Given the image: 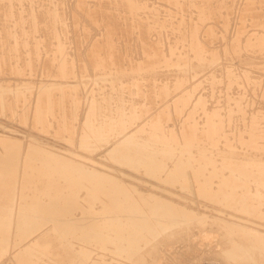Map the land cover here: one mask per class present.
<instances>
[{"label": "bare ground", "instance_id": "6f19581e", "mask_svg": "<svg viewBox=\"0 0 264 264\" xmlns=\"http://www.w3.org/2000/svg\"><path fill=\"white\" fill-rule=\"evenodd\" d=\"M41 1L38 0L39 3ZM80 1L81 3L85 2L82 0ZM103 1L104 0H97L96 3L93 0L94 4L91 5L94 6L89 5L93 7V11L86 8V13L83 15H79L80 13H78V11H80V7L78 11L75 9L77 13L75 12L76 15H72V24L75 28L78 27V31L81 30L84 35L85 28H82V26L85 24L94 29V34L98 31H101V34L105 39L98 41L91 40L88 45L85 44L89 46L90 51L88 50V52L92 53L91 55L93 57L97 56V54H95L97 51L98 54L100 52H104L106 55L102 53V56L108 58L109 61H111L112 57L114 56L115 60L113 59V63L115 64V61L117 60V62H119L118 66L116 64L117 67L115 65L111 66L113 63L110 62V64L107 59L105 61L104 57L99 56L100 58L95 57L94 59L98 58L100 60L98 61V64L101 65V68L99 65H97L100 69L103 68V60L105 62L108 61L107 65L104 64V66L106 65L105 68H108L109 64L111 66L110 68H115L113 69L115 70L116 75L114 78L112 77L114 79H112L114 83L121 81L122 78L125 80L124 76L126 75L129 76L127 78H129L128 84L130 86L128 85L127 88L129 87L130 91H133L131 88V79L133 80L139 78L140 76H144L145 81L152 78H156L161 81L169 80L171 81L172 87L177 89L183 85H186L187 83L185 87L180 88L179 91L175 92L174 94L175 97H179L182 101L183 99L180 95V92H185V90L189 87V82L187 80H190V78L194 79V83L192 84L195 85L198 82L202 83L201 76L206 77L207 84L213 88L212 90L214 93L216 84L220 83L221 81L225 83L227 88L230 89L232 87V89L235 90L233 86L238 84L240 87L243 85L242 82L244 81L243 79L239 81L238 73H235V76L230 75V73L233 72L232 64L235 58H239L240 64H244L245 72L255 76L259 75V77H264V12L262 13L256 9L252 10V12L247 10V16L254 15L256 17V20L252 24L247 23L245 20H240L242 16L239 15V21L237 24L234 22L237 27L236 31L233 35H229V23H231L230 19L233 18L231 17V14L233 13L232 11H234L233 8H226L228 3H226L225 0L222 2L217 0L213 3H207L206 0H202V2L209 7L208 10L211 12L207 13L203 10V7H199V9L196 10L197 13L195 17L198 23H190L189 31L187 29L184 31L182 29H177V31L173 32L171 37L168 36V40H159L158 38L152 39L153 35L151 36L149 31L151 24L147 21L148 17L144 15H135L137 11L141 9V3L136 0H122L127 5V10L133 14L130 16V13L127 17V14L129 13L127 12L126 16L122 17V15L114 16L115 13H112L114 12L113 6L115 5H111L113 8L108 7L107 4L109 3L106 0V6H103L104 4L102 5L101 3ZM0 2H6L5 6L4 4L2 5L0 3L4 8L3 10L0 6L3 12L1 13L2 20L4 16L5 19L9 16L11 18L12 15L16 16L19 11L22 12L21 8L20 10H17V8H15L16 10L10 9L14 4L13 0H0ZM17 2L19 1L17 0ZM17 2H15V4ZM43 2L44 1H42L41 4ZM64 2L65 0L62 3ZM109 2L112 1L110 0ZM76 3L77 2H75V4ZM18 4L19 3L16 5ZM45 4L47 5V8H51V6L48 5L50 2L47 4L45 0ZM125 4L124 6L121 5L123 9H125ZM16 5L14 7H16ZM43 5H41V7ZM65 5L66 4L61 5L63 11L65 8L63 6ZM58 6L60 7V5ZM66 6L69 8L68 5ZM84 7H88V5ZM118 7V10L121 9L120 5ZM27 9L25 11H27ZM45 9L44 11L47 10ZM115 9V12L117 13L118 10L117 8ZM84 10L85 9H83V11ZM31 11L32 8L30 12ZM40 11L41 9L39 6L38 13H40ZM60 11L58 12L56 9L49 12L47 11L51 14L49 15L47 13V16H49L48 18L46 15V17L44 16L45 12L44 14L41 12L43 15L40 16H44L45 20L43 23H45V25L47 24V27L44 26V24L42 26L46 27L44 29H47L48 32H52L51 35H53L51 36L50 33L48 35L46 33L47 31L44 32L43 34L46 33V38H43L45 41L47 40L44 42V44L41 43V40L43 41L44 39L37 37V35L40 33L42 36V32H40V30H37L38 34L36 36V32L30 34V30H28L29 28L27 27L21 31L29 35L34 34L35 37H32L34 40L31 41L32 43H30L26 37L24 38L23 34L19 33L20 30H18V38H24V45H22L23 41H20L22 42L21 45L24 46L22 49L25 48V44H32V48H40V46L43 44V46L50 45L53 50H56V52H61L62 55L58 54L57 57L61 68H64L66 67L67 59L68 61L72 60H69L68 57H71L74 51L71 53V49H69L67 46L70 43H66L68 40L65 38L66 36L68 37L67 32L69 33V31L66 32V36L59 32L60 28H58L59 25L57 24L64 23L65 21L61 19L59 13H63V11ZM66 11L68 12L67 9ZM120 11H122V9ZM67 12L66 14H69ZM122 12V14H124V10ZM33 13L34 11H32V14L28 12L27 14H31L32 17L30 16V18H27H32L34 22H37V24L38 22L42 23V21L39 20L40 16L35 17L33 16ZM206 16L214 18L217 20V23L207 20ZM18 18L15 20H19V22L16 23V25L18 24L19 26L20 22L22 25V22L24 21H20L22 18V16L20 17V14ZM35 18H37L38 21H36ZM63 19H65V17ZM67 19L69 20L68 17ZM67 19L66 21H68ZM8 20L9 18L6 19V21ZM190 20L192 21L193 19ZM4 21H2V23ZM13 21L11 20L10 23ZM28 23L31 28H33L35 25L31 24L30 20ZM41 23H39V25H41ZM25 24H27V22ZM69 24L71 25V21L70 23L68 22V25ZM138 24H140V31L136 30L139 28ZM11 25L13 27V24ZM31 25H33V27ZM68 25H66V27ZM216 26L220 27L221 35H216L217 32H215L216 30L214 29ZM1 27L3 29L5 25ZM9 27H5L8 29L6 31H8V33H12V29H9ZM69 27L70 26L67 28ZM72 27L68 30L71 31ZM230 28H232V26ZM61 30L63 31V29ZM75 30L72 31H74V34H77L78 31L75 33ZM0 31L2 30L0 29ZM41 31L44 30L42 29ZM71 32L70 34L73 33ZM134 33H137L136 39H138L140 43V45L138 43L137 45L141 46L142 55L138 60L135 57L136 61L134 59L133 62L129 63V67H124L125 62L123 64V61L125 59L121 60L122 58H119L121 55L113 54L114 52L118 51V47H122L120 43L125 44V46L130 44L132 47V43L134 42L132 41V43H128V38L133 36ZM7 35L11 39L10 34H6V36ZM15 35L16 34L13 36ZM60 35L65 36V38H63L66 40V42L60 38ZM5 37L4 39L6 40ZM52 37L54 39H52ZM75 37L76 36L73 35L74 40ZM187 37H190L189 41ZM81 38L84 39L83 37ZM132 38L134 39V36L130 39ZM4 39H1L2 41L0 42V45ZM29 39L31 40V38ZM78 40L79 38H77V41ZM6 42L4 43L6 44ZM75 42L76 41H74V43ZM8 43L13 47L14 44H12V42ZM82 43L77 45H82ZM18 44L20 45L19 42ZM2 46L5 45L2 44ZM83 46H81V48ZM14 47L11 52H14ZM20 47H18V49ZM51 47L49 52H52ZM67 47L70 50L69 53H71V55H68V57L65 53ZM78 48L79 46L77 49ZM87 48L88 47H86L84 50L87 51ZM7 49L8 48H6V51ZM9 50L6 52V57L4 56L5 58H7V53L8 55L10 54ZM35 50L36 49H34V53H36ZM48 50L46 48L42 51H44L46 55V51ZM20 51L23 50L20 49ZM30 51L33 50L31 49ZM54 51L52 53H54ZM81 51L83 52V49H81ZM81 51L78 52V54L81 55ZM75 52L77 54L76 50ZM119 52L121 54L120 49ZM2 53L0 57H3V54H5ZM13 54L10 55L13 58L16 57L13 56ZM32 54L33 52L31 55ZM76 54L75 60L77 59ZM17 55L24 56L23 52ZM84 55H88L87 52ZM92 56L88 55V57L91 59H89L87 56V58L83 57L82 59L86 58L92 61ZM2 57L0 59L4 60ZM10 58L11 57L8 59ZM13 58L12 60L15 59ZM19 58H21V56ZM25 58L26 56L24 57V61L27 62L28 58ZM51 59L54 58L52 57ZM94 59L93 61H95ZM21 60L22 58L20 61ZM42 60L43 59H41V61ZM34 61L37 66L36 67L34 65V67L38 69L39 65H37V63L39 62L36 63L38 59H34ZM46 61L48 62V60ZM84 61L82 60V63ZM1 62L3 63V61ZM53 62H50V64H53ZM78 62L80 63V61ZM120 62L124 66L121 65ZM25 63L23 62L24 66L26 65ZM96 63L97 60L95 63H92V65ZM10 64H12V62ZM41 64L42 63L40 62V65ZM45 64L44 66L46 67ZM54 64H56V62ZM84 64L85 63H83V65ZM7 65L8 63L4 66ZM0 66L2 65L0 64ZM11 66L9 65L10 68ZM13 66L16 67L14 64ZM21 66L22 69H25V71H21L26 75V66L24 68L23 65ZM71 66L69 68H71ZM2 67L1 69L3 70L4 67ZM7 67H5V69ZM84 67L86 68V66H83V71L85 69ZM90 67H88V69ZM94 67L96 66L94 65L93 68ZM36 68H34L35 71ZM49 68L52 69L53 67L51 66ZM99 68L96 69V72L99 71ZM5 69L3 70L4 75L6 72ZM12 69H10L11 72L10 70H7V72L9 71L12 75L15 73L16 77L14 76V78H17V71L15 72L13 69L14 72L12 73ZM43 69L44 68H42V70ZM76 69V71L79 73L78 69L80 68L77 67ZM45 71L47 73L48 69L44 70V72ZM54 71L52 72L53 74ZM71 71L69 70V72ZM104 71L105 69L103 72ZM80 72L83 74V76H85V72H82V70H80ZM107 72L110 71H106V73ZM37 73L39 72L36 71V73L33 74L35 75ZM226 73H228V76H226L224 80L221 79L220 81L219 79L221 77L223 78L224 74ZM8 74L7 76L11 75ZM94 74L93 76H95ZM49 75L47 76V79ZM66 75L68 76V72ZM36 76L37 75H35V77ZM56 76L60 75L58 74ZM70 76H72V74ZM5 77L6 76L1 78ZM24 78L22 82L25 80ZM37 78L38 77H36V80ZM45 78L46 77H44V79ZM8 81H10V79H8ZM88 81L91 82V80ZM124 82L125 81H123L122 87L126 86ZM27 83H25V85L23 84V86L30 88L29 90H33L32 83ZM4 84L5 80H1L0 113L7 111L9 113V110L13 109V111L16 112L15 114L20 115L22 119L23 117L25 118L28 114L29 108L31 107L29 104H33L35 101L32 100V98L36 99V97L31 95V97H33H30L31 99L29 100H32L33 102L29 103L28 97L32 93L27 94V92L24 91V88H18L14 94L15 97H10L11 92L9 91L11 90ZM115 84L116 87L113 89L117 91V96L113 95V92L108 95L109 91H111L109 90V87L108 93L106 92L105 88H102L105 91L104 92L102 90L103 92L100 94L102 95V103L99 102V97L98 102L100 104H98L99 106H97V108L95 107V103L97 101L96 99L92 98V100H90L91 102H88L89 104L91 103L87 117V124L90 127V134L84 135L85 137H83L85 140L90 142L100 140L109 145L105 151H108L111 156H115V160L119 162V165L105 162L103 160L104 154H97V156H94V154H89L88 156H85L81 153H74L69 148H56L55 146H52L48 143L37 140L34 141L32 138L31 142L29 143L27 141L28 144L26 143L27 145H25L24 141L20 137L15 136L13 133L8 134L5 132H0V145H2V147L0 146V264H7L8 261H14V259L17 264H158V259L164 254V249L162 248L163 244L170 243L173 246L177 243L188 242L192 240L194 236L199 234H201L202 237L208 239L209 237H215L214 233H217L218 236H221L224 240L221 242L223 247L221 249V254L226 256V259L228 260L227 262L229 264H253V262L257 264H264V229H262L259 224H257L259 223L258 221L251 219L252 216L249 217V215L252 214V210L251 206H249V203H247L248 192L244 190L238 191V187L241 182L246 183L249 180L258 181L259 185L264 188V100L261 101L262 103L258 101L261 105L257 107L253 106L250 111H246L247 107L245 108L246 105L244 106V103L248 102L249 98L246 99L247 95L245 92H243V88L241 89L243 90L242 93L238 90V93L236 94L230 93L228 89L230 94L228 93L227 95H224L227 97V107L230 111H232L231 113L240 112L243 121L241 125L238 124V129L234 127L232 130V127H229V129L228 126H232L234 124H231L230 122L229 125L227 124L230 118L226 116L228 120L227 122L225 121L227 118L223 117V108L221 112L220 105L216 104V101L215 104H213L214 102L212 103V99L210 102L212 103V106H207V99L199 97L197 99L198 106L194 109L201 110L203 117L206 120H203V124L201 126L198 125V122L194 123V125L190 126L189 128L182 125L183 131L181 132H184L182 139L177 135H174L173 132L167 135L153 130L145 131L141 125H136L137 121H132V117L137 116V111L133 110L135 103L131 102L132 105L128 106L127 103L129 100L127 98V100L125 99L126 94L124 96L123 92H120L121 83ZM208 85L207 88L209 87ZM38 86L39 89L37 90H39V96L37 95V104H35L36 107L33 111L34 122L37 121V123H40L41 125L47 124L46 127L48 128L50 127L49 125L52 124V121L50 120L51 118H47V112L45 109H43V107L45 108V104L43 103L45 102L49 111L53 113L54 111H57L54 109L57 107L55 104H58V100H62L64 103L65 97L67 95L69 96L70 94V96H73L76 88L78 89L79 86L74 87L73 85H64L63 83H41L40 85L38 84ZM90 87H88V89ZM210 87L208 89L212 91ZM95 88L93 89L95 90ZM93 89L91 91H93ZM88 91L91 92L90 89L87 90V93ZM78 92L79 94L82 93L81 90L76 91L77 94ZM93 92L91 93L93 94ZM211 94L212 93H210V95ZM257 95L259 97L261 96L260 93ZM70 96L68 97L69 99L71 98ZM89 96V99L93 97L92 95ZM188 96V94L185 95V100L189 103V99L187 98ZM262 97L261 99H263ZM80 98L78 99L80 100ZM81 99H83V97ZM130 99L133 100L132 98ZM68 100L66 101L67 103ZM173 100L174 103H177L175 99ZM224 100H222V102ZM255 101H257V99ZM62 102H60V104ZM79 102L81 106V101ZM67 105L66 107L68 108ZM252 105L256 106V103H252ZM59 106L61 105H58V107ZM221 106H225V104ZM249 108L250 107H248L247 110H249ZM80 109H78V112ZM71 111L74 112V110L71 109L69 113H71ZM230 111H228V113ZM10 113L13 114L11 111ZM81 113H83V111ZM81 113L78 114V116L82 115ZM189 113L187 117L192 116L193 112ZM32 114L30 113L31 116ZM55 114L57 116L59 115L57 113ZM57 116L56 120H58L59 117ZM71 116H65L67 119H65L66 123L64 127L66 126L68 131H71L69 133H74L76 129L79 130L77 128L79 126L78 123L79 121L82 122V120L78 119L79 121L76 124V122L74 123L73 121L74 118L69 119ZM229 117H231V115ZM237 117V120H239V116ZM80 118H82V116ZM22 119L20 121L25 123L22 121ZM60 119L62 118H59V120ZM54 122L56 121L54 120ZM57 122L59 123V121ZM60 123L63 125V121L60 120ZM84 123L85 122H83V124ZM54 124L55 126L57 125L56 123ZM30 125L32 126V123ZM85 126H83V128H85ZM46 127H43L45 131ZM83 128L81 129L83 130ZM85 130L87 129H84L83 131ZM61 131L62 128L60 129V132ZM60 132H58V134H62ZM141 132H144L145 134H142ZM70 136H73V134H70ZM23 147H27L26 150L23 151ZM73 154L82 158L84 157L85 160L82 161L80 158V160H77L75 159L77 157L74 158ZM121 164L125 165V167L129 166L131 171L124 169ZM145 175L147 178H145ZM142 180L145 181L142 182ZM178 188H181L186 193L198 194L201 197L208 198V200L211 201V205L218 206L215 207V210L220 211L219 214L213 216L203 215L192 206L187 204L186 201H177L170 197H177L178 195L184 199H187L186 195L179 193ZM164 192L168 193L170 196L163 194ZM218 204L221 206L219 207ZM222 208L225 209L223 210ZM194 228H199V230L194 231ZM207 230L209 231L208 233ZM239 240H242V244L239 243ZM257 250L258 256L256 255ZM253 255L257 257H253ZM3 256L6 257V259L2 258Z\"/></svg>", "mask_w": 264, "mask_h": 264}, {"label": "rangeland", "instance_id": "374dc122", "mask_svg": "<svg viewBox=\"0 0 264 264\" xmlns=\"http://www.w3.org/2000/svg\"><path fill=\"white\" fill-rule=\"evenodd\" d=\"M14 2V4L11 6V8L10 9H13V10H16L15 8H17V10L19 9L20 10V8H21V11L22 12H24V13H22V12H20L19 11V13H17L16 14V16L14 15H12L11 16V18H10V16L8 17L9 18V24H8V21H6V19H8V18H6L5 19V16H4V18H3V20H2V14L1 13H3L2 12V10H1V7H2V9L4 10V8H3V4H4V6H5V4H6V2H4V3H1L0 4V25H1V23H2V21H4L3 23H2V25L1 26H4L5 25V27L6 26H10L11 24H13V27H12V25L9 27V29H12V33H8V31H6V30H8V29H6L5 27H3V29H2V27L0 28L2 31H3V33H2V31H0V33H1V36H0V42L2 41L1 39L3 38L4 39V37L6 36V34H10V36H11V39H10V37H8V35L5 37L6 38V40L8 39V40H11V41H8L7 40V42H6V40L4 41L3 40V42L1 43V45H0V50H3V51H0L1 53L3 52V53H5V54H3V57H2V59H4V60H1V61H3V63L1 62L0 64L4 67H2V66H0V71H2V72H0V82H1V80H5V86H7V87H9L10 88V90L11 91H9V92H11V94H10V97H15L14 96V94H15V92L18 90V88H24V91H26L27 92V94L29 93H32V94H30L29 95V97H28V101H29V103L30 102H33L32 100H35L34 102H33V104H29V105H31V109L29 108V110H28V114H27V116L24 118L23 117V119H22V117L20 116V115H18V114H15L16 112L15 111H13V109H11V110H9V113H8V111L7 112H4V113H0V132H5V133H8V134H11V133H13L15 136H17V137H20L23 141H24V143H25V145H27L28 144V142L30 143L31 142V138H32V140H37V141H40V142H44V143H48V144H51L52 146H55L56 148H62V149H65V148H69V149H71L74 153L76 152V153H81V154H83V155H85V156H88L89 154H94V156H97V154H104V157H103V160L105 161V162H107V163H110V164H118L119 165V162H117V160H115V156L113 157V156H111L109 153H108V151H105L107 148H108V146L109 145H107V144H105L103 141H94L95 142V144H94V142H90V141H87V140H85L84 139V135H89L90 134V127H89V125L87 124V117H88V112H89V108H90V105H91V103L89 104L88 102H91L90 100H92V98L93 99H96L97 101H96V103H95V107L97 108V106H99L98 104H100V103H102L101 102V99H102V95H100L101 94V92H103L104 91V89H102V88H105V90H106V92L108 93V91L109 90H111V91H109V93H108V95L110 94V93H112L113 95H116L117 94V91L116 90H114L113 88H115L116 86V84L115 83H121L120 84V86H121V89H120V92L122 93L123 92V94H124V96H125V94H126V96H125V99L127 98L129 101H128V106L129 105H132V103H135V106L133 107V110H135V111H137V116H133L132 117V121H137V123H136V125H141L142 127H143V129H145V131L146 130H153V131H156V132H158V133H163V134H169V133H171V132H173V134L174 135H177L179 138H182L183 139V136H184V132H181V131H183L182 130V125L183 126H185V127H187V128H189L190 126H193L194 125V123H196V122H198V125L199 126H201L202 124H203V120L205 121L206 119L203 117V114H202V112H201V110H195L194 108L195 107H197L198 106V101H197V99L199 98V97H202V98H204V99H207L206 100V102H207V106H212V103L213 104H215V101H216V104H219L220 105V108H221V112H222V108H223V112H222V114L224 113V115H223V117L224 118H230V120H228V118L227 119H225V121L227 122V120H228V125H229V122L231 123V124H234V125H232V126H228V128L230 127H232L231 129L233 130L234 129V127L235 128H237V127H239V125H241L242 123H243V121H242V117H241V113L240 112H235V113H231L232 111H230L229 110V108L227 107V97L226 96H224V95H227L229 92L230 93H232V94H236V93H238L237 91L239 90V92H241L242 93V91L243 92H245V94L247 95V97H246V99H248L249 98V104H248V102H245L244 103V106H245V108H246V111H250L252 108H253V106L254 107H257V106H259V105H261L259 102H261V101H263L264 100V77L263 76H260L259 77V75H257V76H255V75H253V74H250V73H248V72H245L244 71V64H240V59L239 58H235L234 60H233V64H232V66H233V72L232 73H230V75H234L235 76V73H238L239 74V77H238V79H239V81L241 80V79H243L244 81L242 82L243 83V85L242 86H240L239 87V85L237 84H235L234 86H233V88H235V90L234 89H232V87L229 89V88H227L226 87V85H225V83L224 82H222L221 81V79H225V77L226 76H228V73H226V74H224V76H223V78L221 77L219 80L221 81H219L220 83H218V84H216V88H215V93L213 92V88H211L210 87V85H208L207 84V80H206V77H204V76H201L202 77V83H200V82H198V83H196L195 85L194 84H192V83H194V79L193 78H190V80H187L188 82H189V87L185 90V92L183 91L182 93L180 92V95L182 96V99H183V101L182 100H180V98L179 97H175L174 96V94H175V92H177V91H179V89L180 88H183V87H185L186 85H187V83H186V85H183V86H181V87H179V89H177V88H173L172 87V84H171V81H169V80H165V81H161V80H159V79H156V78H152V79H150V80H144L145 79V77L144 76H140L139 78H136V79H131V88L133 89V91L131 90L130 91V89H129V87L127 88V86L129 85L128 84V81H129V78H127V77H129V76H124V78H125V80H123V78L121 79V81H118V82H113V78L115 77V75H116V72H115V68L114 67H112V68H110L111 66H116V64H117V66H118V64H119V62H117V61H115V64L113 63L114 62V60H115V58H114V56L112 57V60L111 61H109V59L108 58H105V56H102L103 54L102 53H104V52H100L99 54L96 52L95 54H97V56H95V57H98V58H100L99 56H101V57H104V60L106 61V59L109 61V63L111 62V63H113V64H111V66H110V64H109V66H108V68H109V70H108V68H105L106 67V65H107V63H108V61L107 62H105L103 59H101V60H103V68L105 69V71L103 72V68L102 69H100L101 67V65H99L98 64V61H100L98 58L97 59H94L95 57H93L91 54L92 53H90V52H88V50H89V46H87L88 45V43L91 41V40H104L105 38H104V36L101 34V31H98V32H96L95 34H94V29L93 28H91L89 25H87V24H85V25H83L82 26V28H85L84 29V32H85V35L82 33V31L81 30H79L80 31V33H79V31H78V27L77 28H75L74 27V25L72 24V19H73V16H74V14H75V12L77 13V11H78V9H79V7H80V11H78V13H80L79 15H83V14H85L86 13V10L87 9H89V10H92L93 11V7H91V6H94V5H91V4H94V2H96L97 3V0H94V2H93V0H82V1H85V2H87V3H85V2H83V3H81V1L80 0H68V2H67V0H65V2L64 3H62L64 0H46V2H47V4L50 2V4H48V5H50L51 6V8L49 7V8H47L46 6V4H45V0H42V1H44L42 4H41V2L39 3L38 2V0H36L37 1V3L39 4V6H40V9H41V11H40V13L42 12L43 14H44V12H45V14H44V16L46 15H51L50 13H48L49 11H51V10H57L58 12L61 10V11H63V8H62V6L61 5H64V4H66V5H68V7L69 8H67V6L65 5V6H63V7H65L64 8V11H63V13L61 12V13H59V15L61 16V19L64 21V23H58L57 25H59V27L58 28H60V33L61 34H63V35H67L68 34V37L66 36V38H65V36H59L63 41H65L66 42V40H68L66 43L68 44V43H70V44H68L67 46L69 47V49H71V53H72V55H71V53H69V49H68V47H67V50H66V56L68 57V55H71V57H68L69 58V60L70 59H72V60H70V61H68V59H67V57H66V59H67V64H66V67H64V68H61V66H60V63L58 62V57H57V55L58 54H60V55H62V53L61 52H56V50L54 51L53 50V48L50 46V45H48V46H46V45H44L43 46V44H44V42H46L45 41V39L44 38H46L45 37V34L47 33L48 35H49V33H50V35L52 34V32H48L47 31V29H44V28H46L47 27V24L45 25V23H43V22H45V20H44V16L42 17V16H40V15H43L42 13L40 14V13H38L39 12V6H38V4L36 3V1L35 0H28V2H27V0H18L19 2H17V0H13ZM24 1V2H23ZM25 1H26V3H25ZM29 1H31V2H29ZM57 1V2H56ZM62 1V2H61ZM98 1H102V0H98ZM110 1V0H109ZM108 0H107V2L109 3V4H107V6L108 7H111V8H113L114 7V12H112L113 14L115 13V15L114 16H121L122 15V17H124V16H126V13L127 12H129V10H127L128 9V7H126L127 5L122 1V0H119V5H120V7H121V5L122 6H124V4H125V9H126V11H125V9H123V7H121V9H122V11L124 10V14H122L123 12L122 11H120L121 9H119L118 10V0H116V1H114V0H111L112 2H109ZM121 1H122V4H121ZM136 1H138L139 3H141V9L139 10V11H137V13L135 14L136 16H142V15H144V16H146V17H148L147 18V21L151 24L150 26V33H151V36H152V39H154V38H158L159 40L160 39H163V40H168V36L169 37H171L172 36V34H173V32L174 31H177V29H182L183 31L185 30V29H187L188 31H189V26H190V23H192V24H197L198 22H197V19H195V17H196V13H197V11L196 10H198L199 9V7H203L204 9V11L205 12H207V13H209V12H211L210 10H208L209 9V7L208 6H206L203 2H202V0H136ZM217 0H206V2L207 3H213V2H216ZM220 2H222V1H224V0H219ZM15 2H17V3H19L18 5H16L15 4ZM35 2V3H34ZM56 2V3H55ZM67 2V3H66ZM75 2H77L76 4H75ZM89 2H92V3H89ZM104 2V3H103ZM103 2H101L102 3V5L103 6H106L105 4L107 3L106 2V0H104ZM202 2V3H201ZM225 2L226 3H228V5L226 6V8H230V7H232L233 8V10L234 11H232L233 13L231 14V17H233V18H231L230 19V21H231V23H229L230 25V27L232 26V28H230L229 27V32H230V34L229 35H233L234 33H235V31H236V25L235 24H237V22L239 21L238 19H239V15L240 16H242V18L240 19V20H245V21H247V23H250V24H252L255 20H256V17L254 16V15H250V16H247V14H246V11L247 10H249L250 12H252V10H254V9H256L257 11H261L262 13L264 12V0H225ZM29 3V4H28ZM31 3V4H30ZM60 3H62V4H60ZM70 3H71V5H70ZM21 4V5H20ZM25 4V5H24ZM27 4V5H26ZM43 4H45V5H43ZM57 4V5H56ZM116 4H117V6H116ZM16 5V7H14ZM20 5V6H19ZM32 7H31V6ZM41 5H43L42 7H41ZM58 5H60V7H61V9H60V7L58 6ZM86 5H88V7H84V6H86ZM89 5H91V6H89ZM97 5V4H96ZM110 5V6H109ZM113 5H115V6H112ZM210 5V4H209ZM27 6V7H26ZM38 6V7H37ZM52 6H53V8H52ZM76 6H77V8H76ZM19 7V8H18ZM43 7H45V8H43ZM59 7V8H58ZM75 7V8H74ZM27 9V11L29 12V13H31L32 14V11H34V13H33V16H35V17H41V19H40V17H39V20L40 21H42V23L41 22H38V24H37V22H34V20L31 18V19H28L27 17H29L30 18V16L32 17V15L31 14H27L28 12L27 11H25L26 9ZM30 8V9H29ZM31 8H32V11L30 12V10H31ZM33 8H34V10H33ZM35 8H36V10H35ZM37 8H38V11H37ZM87 8V9H86ZM92 8V9H91ZM115 8H117V13H119V11H120V13L119 14H117L115 11H116V9ZM25 9V10H24ZM44 9L46 10V11H44ZM48 9H51V10H48ZM58 9H60V10H58ZM66 9L68 10V12L66 11ZM77 11H76V10ZM83 9H85L84 11H83ZM71 10V11H70ZM75 10V11H74ZM111 10V11H112ZM35 11H36V13H35ZM44 11V12H43ZM48 11V12H47ZM74 11V12H73ZM65 12V13H64ZM66 12L67 13H69V14H66ZM72 12H73V14H72ZM83 12V13H82ZM22 13V14H21ZM37 13H38V16H37ZM48 13V14H47ZM131 12H129L128 14H127V17L129 16V14H130ZM139 13V14H138ZM19 14H20V17L22 16V20L20 19V21H24V22H22V25H21V22H20V24H19V26H20V28H19V26H18V24L16 25V23L17 22H19V18H18V16H19ZM65 16H64V15ZM27 15V16H26ZM29 15V16H28ZM62 15H63V18L65 17V19H63L62 18ZM68 15V16H67ZM73 15V16H72ZM76 15V14H75ZM133 14L131 13V15L130 16H132ZM25 16V17H24ZM45 16V17H46ZM191 16H193V17H191ZM49 16H47V18H48ZM67 17L69 18V20L67 19ZM16 18H18L17 20H15ZM28 20V21H26V20ZM66 19L68 20V21H66ZM71 19V20H70ZM190 19H193L192 21L190 20ZM206 19L207 20H209V21H213V22H216L217 23V20H215L214 18H212V17H210V16H206ZM11 20L13 21V20H15V21H13V22H15V23H10L11 22ZM29 20H30V23L31 24H35L34 25V27H33V25H31L33 28H31L30 27V25H29ZM35 20L36 21H38L37 20V18H35ZM44 20V21H43ZM70 21H71V25L69 24L68 25V22L70 23ZM27 22V24H25ZM34 22V23H33ZM234 22H235V24H234ZM39 23H41V25H39ZM26 26H25V25ZM44 24V26H46V27H44V26H42ZM232 24V25H231ZM65 25V26H64ZM66 25H68V26H70L69 28H71L72 26L74 27H72V30H75V29H77V30H75V33L78 31V33L77 34H74V31H70V30H68L69 28H67L66 27ZM23 26V27H22ZM29 26V27H28ZM40 26V27H39ZM62 28H61V27ZM12 27V28H11ZM21 27H22V29H21ZM29 28L28 30H30V34L31 33H35V36L38 34V31L40 30V32H42V36L40 35V34H38L37 35V37H39V38H42V39H44L43 41L41 40V43H43L42 44V46H40V48H35V47H33L34 49H36L35 51H36V53H34V49L32 48V44L30 45V44H25V50L24 49H22V47H24V46H22V45H24V38L26 37L28 40H29V42L30 43H32L31 41H34L33 39H32V37L34 38L35 36H34V34H32V35H29V34H27V33H24V32H21V31H23V29H25V28ZM63 27H65V28H63ZM138 27L139 28H137L136 30L137 31H140V24H138ZM4 28H5V30H4ZM15 28V29H14ZM18 28V29H17ZM31 28V29H30ZM38 28H40V29H38ZM44 30V31H41L42 29ZM34 29H36V30H34ZM61 29H63V31H65V32H63ZM64 29H66V30H64ZM214 29L216 30L215 32H217L216 33V35H221V33H220V27H218V26H216V27H214ZM235 29V30H234ZM15 30V31H14ZM17 30V31H16ZM18 30H20L19 31V33H21V34H23V35H21V36H23L21 39L20 38H18V35H19V33H18ZM38 30V31H37ZM231 30V31H230ZM6 31V32H5ZM10 31V30H9ZM15 33H14V32ZM32 31V32H31ZM47 31V32H46ZM67 31H69V33L67 32ZM44 32H46L45 34H43ZM63 32V33H62ZM66 32H67V34H66ZM70 32L73 34V35H75L76 37H75V40H74V38H73V35L72 34H70ZM16 34L15 36H13L14 34ZM18 33V34H17ZM13 34V35H12ZM26 34V35H25ZM71 35V36H70ZM80 35V36H79ZM31 36V37H30ZM51 36H53V35H51ZM77 36H79V37H77ZM134 36V39L132 38V39H130L131 37H133ZM133 36H130V38H128V43H132V41L134 42V43H132L131 45H132V47L130 46V44H128V46H125V44H122V43H120L121 45H122V47H118V53L117 52H114V54L113 55H115V54H118V55H121V57L119 56V58L121 59V60H124L123 61V64H124V62H125V66L120 62V64L121 65H123L124 67H129L130 65H129V63H131V62H133V60L135 59V61H136V58H137V60L140 58V56L142 55V48H141V46H139L140 45V43H139V40L138 39H136L137 38V33H134L133 34ZM44 37V38H43ZM66 39H64V38ZM81 37H83L84 39H82ZM91 37V38H90ZM29 38H31V40L29 39ZM70 38H71V40H70ZM73 38V39H72ZM77 38H79V40L77 41ZM90 38V39H89ZM52 39H54L53 37H52ZM131 41H130V40ZM187 39H188V41H189V39H190V37H187ZM23 41V43L22 42H20V41ZM76 41L75 43H74V41ZM83 40V41H82ZM16 41H17V44H16ZM72 41V42H71ZM79 41H82V42H79ZM85 41V42H84ZM137 41V42H136ZM188 41H186V42H188ZM216 41H218V40H216ZM4 42H6V44L8 43V42H12V44H14L13 45V47L15 48V50H14V52L12 51L11 52V50H13V47L11 46V45H9V43L6 45ZM18 42L20 43V45L18 44ZM183 42H184V40H183ZM21 43H22V45H21ZM47 43H49V42H47ZM74 43V44H73ZM79 43H82V45L81 46H83V45H85V44H87V45H85V46H83L82 48H81V46L80 45H77V44H79ZM137 43L139 44V45H137ZM216 43V42H215ZM220 43V42H219ZM2 44H4L5 46H6V48H8L7 49V51L9 50L10 52V54L12 55L13 53V56H16V57H12L10 54V56L8 55V53H7V58H5L6 57V48H5V46H2ZM135 44V45H134ZM73 45V46H72ZM120 45V46H121ZM9 46H10V48H9ZM17 46V47H16ZM21 46V47H20ZM76 46V47H75ZM79 46V48L77 49V47ZM125 46V47H124ZM139 46V47H138ZM18 47H20L19 49H18ZM31 47V48H30ZM50 47H51V51L53 52L54 51V53H52V52H49L50 51ZM71 47V48H70ZM86 47H88L87 48V51L86 50H84ZM3 48V49H2ZM46 49L47 48V50L48 51H46V55H45V53H44V51H42V50H44V49ZM73 48H76V49H73ZM140 48V49H139ZM20 49L21 50H23V51H20ZM33 50V51H30V50ZM39 49V50H38ZM42 49V50H41ZM80 49V50H79ZM81 49H83V52L81 51ZM119 49H120V51H121V54H120V52H119ZM28 50V51H27ZM75 50L77 51V54H76V52H75ZM20 51V52H19ZM82 52V54L80 55V54H78V52ZM90 51V50H89ZM23 52V54H24V56H22V55H20L21 56V58H22V60L20 61V59L21 58H19L20 56L19 55H17V54H21ZM25 52V53H24ZM33 52V54L31 55V53ZM42 52H43V54H42ZM50 54H52V55H50ZM85 52V53H84ZM86 52H87V54L89 55V56H92V61L91 60H88V59H86L87 57H88V55H84V54H86ZM140 52H141V54H140ZM1 53H0V55H1ZM41 53V54H40ZM56 53V54H55ZM90 53V54H89ZM16 54V55H15ZM36 54H37V56H36ZM48 54V55H47ZM75 54H76V60H75ZM94 54V55H95ZM30 55H31V57H30ZM42 55V56H41ZM45 55V56H44ZM56 57H54V56ZM78 55V56H77ZM79 55H80V58H79ZM83 55V56H82ZM104 55H106L105 53H104ZM5 56V57H4ZM11 57L10 59H8L9 57ZM26 56V58H28L27 59V62L26 61H24V57ZM32 56H36V57H38V58H36V57H32ZM48 56V57H47ZM52 56L54 59H51L50 57ZM82 56V57H81ZM87 56V57H86ZM0 57V58H1ZM48 59H47V58ZM83 57H86V58H84V59H82ZM116 57V56H115ZM136 57V58H135ZM12 58L15 60V62H14V60H12ZM25 58V59H26ZM36 60V59H38V61H36V63L37 62H39V63H37V65H39L38 66V69L36 68L37 66H36V64H35V61H34V59ZM44 58H45V61H44ZM89 58V57H88ZM8 59V60H7ZM17 59V60H16ZM41 59H43L42 61H41ZM52 61H51V60ZM89 59H91V58H89ZM93 59L96 61L97 60V63L96 64H94L96 67H94L95 68V70H94V68H93V66L94 65H92V63H95V61H93ZM128 59V60H127ZM7 62H6V61ZM10 60V61H9ZM46 60H48V62L46 61ZM53 60H54V62H53ZM82 60L84 61L83 63H85L84 65H83V63H82ZM91 61V62H88V61ZM129 60H131V61H129ZM9 61V62H8ZM75 61H76V63H75ZM78 61H80V63L82 64H80ZM12 62V64H10ZM23 62L26 64L25 66H26V71L28 72V70H29V72L27 73L26 72V75H25V73H23L22 71L24 70L25 71V69H22L21 67V65H23V68L25 67L24 66V64H23ZM30 62V63H29ZM40 62L42 63L41 65H40ZM45 62H46V64H45ZM50 62L52 63L53 62V64H50ZM56 62V64H54ZM73 62V63H72ZM117 62V63H116ZM8 63V67L7 66H4V65H6ZM46 65V67L44 66V64ZM68 63H70V64H68ZM72 63V64H71ZM90 63H91V65H90ZM101 63V62H100ZM13 64L16 66V67H14L13 66ZM27 64H28V66H27ZM48 64H49V66H48ZM104 64H106L105 66H104ZM128 64V65H127ZM9 65L11 66V68L9 67ZM20 65V66H19ZM30 65V66H29ZM33 65V66H32ZM34 65L36 66V67H34ZM56 65V66H55ZM70 65H73V66H71V68H69L68 66ZM77 65H79V66H77ZM82 67H81V66ZM97 65H99V67L97 66ZM42 66V67H41ZM55 67L54 68V70L56 71V73H55V71L53 70V68L51 69V68H49V67ZM83 66H86V68L84 69V71H83ZM90 66H92V67H90ZM116 66V67H117ZM1 67L3 68V70L5 69V67H7V68H10V69H14L15 70V72L17 71V78H19V79H17V78H14V76H15V73H13L14 71H13V69H12V73H13V75L10 73L11 72V70L10 69H5L6 70V72H7V70H10V72L8 71L7 73L5 72V75H4V72H3V70L1 69ZM48 67V68H47ZM58 67H60V68H58ZM72 67H73V69H72ZM80 68V69H78V71H79V73L76 71L77 69L76 68ZM88 67H90L89 69H88ZM16 68V69H15ZM27 68H28V70H27ZM34 68H36V71L37 72H39V73H37V74H35V75H37L36 77H38L37 78V80H36V77H35V75L33 74V73H36V71H35V69ZM42 68H44L43 70H42ZM45 68H47L48 69V71L50 70H53L54 71V74L52 73L53 71H47V73H46V71L44 72V70H47V69H45ZM67 68H69V69H67ZM97 68H99V71L98 72H96L97 70ZM114 68V69H113ZM33 69H34V71H33ZM58 69V70H57ZM22 70V71H21ZM42 70V71H41ZM60 70V71H59ZM69 70L71 71V70H73V71H71V72H69ZM80 70H82V72H85V76H83V74L80 72ZM89 70V71H88ZM101 70V71H100ZM59 71V72H58ZM91 71V72H90ZM94 71V72H93ZM106 71H110V72H107L106 73ZM114 73H113V72ZM67 72H68V76L66 75L67 74ZM77 72V73H76ZM87 72V73H86ZM90 72V73H89ZM92 72H93V74L95 75V76H93V74H92ZM101 72H103V73H101ZM2 73H3V76H2ZM9 73V74H8ZM44 73V74H43ZM53 75H52V74ZM60 75V76H56V75H58V74ZM61 73V74H60ZM100 73V74H99ZM205 73H206V71H205ZM7 74L8 75H10V76H7ZM51 76H50V75ZM72 74V76H70ZM80 74V75H79ZM90 74H92V75H90ZM221 74H222V72H221ZM263 74V73H262ZM19 75V76H18ZM22 75V76H21ZM23 75H24V77H23ZM41 75V76H40ZM44 75V76H43ZM49 75V77L51 78H49L48 77V79H47V76ZM74 75V76H73ZM82 75V76H81ZM4 76H6L5 78H1V77H4ZM13 76V77H12ZM26 76H28V77H26ZM53 76H56V77H53ZM79 76H81V77H79ZM94 78H93V77ZM16 77V76H15ZM20 77H23L25 80L22 82V80H23V78H20ZM40 77V78H39ZM44 77H46L45 79H44ZM113 77V78H112ZM188 77H190V76H188ZM35 78V79H34ZM55 78V79H54ZM59 78V79H58ZM68 78V79H67ZM78 78H79V80H78ZM8 79H10V81H12V82H10V81H8ZM31 79V80H30ZM41 79V80H40ZM87 79V80H86ZM113 79V80H112ZM28 80V81H27ZM36 80V81H35ZM56 80V81H55ZM78 80V81H77ZM87 82H86V81ZM88 80H91V82H92V84H91V82L90 81H88ZM93 80H94V82H93ZM97 80V81H96ZM99 80V81H98ZM111 80V81H110ZM125 81L124 82V84L126 85L125 87H122V84H123V81ZM26 81V82H25ZM45 81V82H44ZM126 81H127V83H126ZM16 82V83H15ZM18 82V83H17ZM27 83V82H30V83H32V85H33V90H29L30 88H27L26 86H23V84L25 85V83ZM38 82V83H37ZM88 82H89V84H88ZM41 83H56V84H61V83H63L64 85H68V84H70V85H73L74 87H78V89L76 88V90H75V92H74V95L73 96H70L71 98L70 99H72V100H70L67 96L65 97V101H64V103L62 102V100H58L59 102H58V104L56 103L55 105H57V107H55L56 109H54V110H57V111H54L55 113H57V114H59L60 112V114L57 116L54 112L53 113H51L50 111H49V109H48V106H47V104L44 102L43 103V101H42V103L43 104H45L44 106H45V108L43 107V109H45L46 110V112H47V115L46 116H48L47 118H51L50 120L52 121V124L51 125H49L50 127H46L47 126V124H45V125H41L40 123H37V121H35L36 122V125H35V122H34V113H33V111L35 110L34 108L36 107V105L35 104H37V98H38V96H39V90H37V89H39V86H38V84L40 85ZM87 83V84H86ZM100 83V84H99ZM108 83V84H107ZM28 84V83H27ZM83 84V85H82ZM91 84V85H90ZM17 85V86H16ZM31 85V86H32ZM102 85H104V86H102ZM110 85H111V87H110ZM114 85V86H113ZM207 85L210 87V89L212 90V91H210L208 88H207ZM223 85V86H222ZM38 88H37V87ZM92 86H94V87H92V89L93 88H95V90L93 89V91H95V92H93V91H91L92 89H91V87ZM102 86V87H101ZM130 86V85H129ZM226 87V89H225V87ZM237 86H238V88H237ZM80 87H81V89H80ZM83 87H84V89H83ZM88 87H90L89 89H90V91L91 92H93V94L91 93V92H89L88 91V93H87V90H89L88 89ZM108 87H109V90H108ZM26 88V89H25ZM98 88V89H97ZM107 88V89H106ZM112 88V89H111ZM125 88V89H124ZM224 88V89H223ZM243 88V90H241ZM97 89V90H96ZM129 89V90H128ZM174 89H176V90H174ZM228 89H229V92H228ZM15 90V91H14ZM80 91L81 90V94H82V96H81V94H79V92H78V94L76 93V91ZM103 90V91H102ZM128 90V91H127ZM209 90V91H208ZM226 90V91H225ZM231 90V91H230ZM235 92H233V91ZM37 91V92H36ZM96 91H97V93H96ZM115 91V92H114ZM119 91V90H118ZM35 92V93H34ZM105 92V91H104ZM127 92H128V94H127ZM131 92V93H130ZM208 92H209V95H208ZM94 93H96V94H98V95H96V94H94ZM210 93H212L211 95H210ZM226 93V94H225ZM229 93V94H230ZM259 94L260 93V97L257 95V94ZM36 94V95H35ZM76 94V95H75ZM186 94H188L189 96L187 97L188 99H189V103L185 100V95ZM263 94V95H262ZM31 95H34V97H36V99L35 98H32L31 97ZM38 95V96H37ZM89 95H92L93 97H91V99H89L90 98V96ZM96 95V96H95ZM256 95V96H255ZM59 96H60V94H59ZM58 96V97H59ZM117 96V95H116ZM191 96V97H190ZM257 96H258V98H260V99H258L257 98ZM263 96V97H262ZM32 98V100H29V99H31ZM83 97V99H81V98ZM84 97H85V99H84ZM98 97L100 98V100H99V102H98ZM128 97H130V98H132L133 100H131L130 98H128ZM216 97V98H215ZM221 97V98H220ZM261 97L263 98V99H261ZM69 100H68V99ZM76 98H77V100H76ZM78 98H80V100L78 99ZM88 98V99H87ZM252 100H251V99ZM253 98H255V99H253ZM74 99V100H73ZM126 99V100H127ZM173 99H175L176 101H177V103H174L173 101ZM213 101H212V100ZM217 99V100H216ZM225 99V100H224ZM257 99V101H255ZM68 100V103L66 102ZM76 100V101H75ZM81 101V106H80V102L79 101ZM84 100V101H83ZM89 100V101H88ZM222 100H224L223 102H222ZM255 102H254V101ZM70 101V102H69ZM75 101V102H74ZM79 103H78V102ZM83 101V102H82ZM212 101V103H210ZM254 104V103H256V106L255 105H252V103ZM259 101V102H258ZM60 102H62L63 103V106H62V103L60 104ZM86 102H87V104H86ZM132 102V103H131ZM264 102V101H263ZM70 103V104H69ZM82 103H84V104H82ZM131 103V104H130ZM209 103V104H208ZM259 103V104H258ZM262 103V102H261ZM42 104V105H43ZM67 104H69V105H67ZM175 104V105H174ZM225 104V106L227 107H225V106H221V105H224ZM252 106H251V105ZM264 104V103H263ZM58 105H61V106H59L58 107ZM65 105V106H64ZM66 105L68 106V108L66 107ZM70 105H71V107H70ZM75 105V106H74ZM89 105V106H88ZM134 105V104H133ZM249 105V106H248ZM33 106V107H32ZM73 106H74V108H73ZM77 106V107H76ZM164 106H166V107H164ZM79 107V108H78ZM82 107V108H81ZM130 107H132V106H130ZM248 107H250L249 108V110H247L248 109ZM58 108V109H57ZM59 108H60V110H59ZM72 110H74V112H72L71 111V113H69L70 112V110L71 109ZM80 109V110H82L83 111V113H81L82 111H80L79 110V112H78V109ZM84 108V109H83ZM166 110H165V109ZM226 108V109H225ZM65 109V110H64ZM68 109V110H67ZM88 109V110H87ZM132 109V108H131ZM225 109V110H224ZM228 109V110H227ZM58 110H59V112H58ZM156 110V111H155ZM10 111L11 112H13V114L12 113H10ZM66 111V112H65ZM67 111H68V113H67ZM77 111V112H76ZM87 111V112H86ZM155 111V112H154ZM200 111V112H199ZM225 111H226V113L228 114H226L225 113ZM228 111H230L229 113H228ZM189 112H193L192 113V116H190V117H187V115H188V113ZM196 112V113H195ZM234 112V111H233ZM30 113L32 114V116L30 115ZM68 115H67V114ZM75 113V114H74ZM77 113V114H76ZM82 114V115H79L78 116V114ZM174 113H176V114H174ZM199 113V114H198ZM238 113V114H237ZM10 114V115H9ZM69 114H71V115H69ZM86 114V115H85ZM190 114V113H189ZM226 114V115H225ZM240 114V115H239ZM12 115H13V117H12ZM139 115V116H138ZM231 115V117H229ZM239 116V120H237V116ZM9 116V117H8ZM54 116H55V118H54ZM56 116L58 117V120H56ZM65 116H71V117H69V119L70 118H74V123L76 122V124L78 123V119H81L82 120V122L81 121H79V123H78V125L79 126H81V127H77L79 130H75L74 131V133H69V132H71V131H68V129L66 128V126L64 127V125H65V123H66V121H65V119H67V117L65 118ZM82 116V118H80ZM86 116V117H85ZM227 116V117H226ZM11 117V118H10ZM203 117V118H202ZM236 119H235V118ZM22 119V121L23 122H25V123H22L20 120ZM59 118H62V119H60L61 121H63V125L60 123V120H59ZM63 118H64V120H63ZM76 118H77V120H76ZM85 118V119H84ZM14 119H15V121H14ZM19 119V120H18ZM131 119V118H130ZM231 119H232V122H231ZM10 120V121H9ZM14 121V122H12V121ZM18 120V121H17ZM54 120L56 121V122H54ZM235 120V121H234ZM237 120V121H236ZM20 121V122H19ZM57 121H59V123L57 122ZM18 122V123H17ZM30 122V123H29ZM83 122H85L84 124H83ZM32 123V126L30 125ZM54 123H56L57 125L55 126V124ZM82 123V124H81ZM10 124V125H9ZM24 124V125H23ZM59 124V125H58ZM81 124V125H80ZM236 124V125H235ZM239 124V125H238ZM34 125V126H33ZM86 125V126H85ZM30 126V127H29ZM41 126V127H40ZM83 126H85V128H83ZM46 127V131H45V129L44 128ZM55 127V128H54ZM57 127V128H56ZM30 128H32V129H30ZM35 128H36V130H35ZM41 128V129H40ZM59 128V129H58ZM62 128V131L60 132V129ZM81 128H83V130L84 129H87V130H85V131H83ZM229 128V129H230ZM48 129V130H47ZM49 129H51V130H49ZM64 129H65V131H64ZM238 129V128H237ZM56 130V131H55ZM236 130V129H235ZM48 131V132H47ZM51 132V134H50V132ZM56 133H55V132ZM60 132V133H62V134H58V132ZM67 131V132H66ZM46 132V133H45ZM89 132V133H88ZM45 133V134H44ZM47 133H49V134H47ZM68 135H67V134ZM83 133V134H82ZM142 134H145L144 132H141ZM180 133H181V135H180ZM70 134L72 135L73 134V136H70ZM78 134H79V137H78ZM51 135V136H50ZM67 136V137H66ZM84 136V137H83ZM181 136V137H180ZM81 139V140H80ZM71 140V141H70ZM85 140V141H84ZM200 140H201V138H200ZM28 141V142H27ZM27 143V144H26ZM99 145H98V144ZM95 145V146H94ZM104 145V146H103ZM1 147H2V145H0ZM74 146V147H73ZM27 148V147H26ZM26 148L25 147H23V151L24 150H26ZM96 149V150H95ZM78 150V151H77ZM97 150H98V152H97ZM105 152H104V151ZM86 151H88V152H86ZM83 152V153H82ZM73 156H74V158L75 157H77V158H75V159H77V160H85L84 159V157L82 158V157H80V156H76V155H74L73 154ZM72 156V157H73ZM80 158V159H79ZM113 160V161H112ZM122 165V164H121ZM123 166V168L124 169H126V170H129V171H131V168L129 167V166H126L125 167V165H122ZM146 176V175H145ZM145 178H147V176L145 177ZM143 181H145V180H142V182ZM245 184V185H244ZM144 185V184H143ZM145 187V186H144ZM146 188V187H145ZM178 190H179V193H182L183 195H186L187 196V199H184V198H182L181 196H178L177 195V197H175V196H170L168 193H163V194H166L167 196H170V197H172V198H174L175 200H177V201H182V202H187V204H189L190 206H192L194 209H196L199 213H201V214H203V215H208V216H213V215H218L219 214V212L220 211H218V210H215V207H218V206H213V205H211V201L210 200H208V198H205V197H201V196H199L198 194H192V193H186L185 191H183L181 188H178ZM247 191L248 192V198H247V203H249V206H251V210H252V214L251 215H249V217H251V219L252 220H256V221H258L259 223H257V224H259V226L262 228V229H264V188L263 187H261L260 185H259V182L258 181H253V180H249V181H247L246 183L245 182H241V184L239 185V187H238V191ZM184 199V200H183ZM219 205V204H218ZM221 205H219V207H220ZM223 210L225 209V208H222ZM231 210V209H230ZM229 210V211H230ZM194 231H198L199 230V228L197 229H193ZM209 231L207 230V233H208ZM210 234H212V233H210ZM214 235H215V237H209L208 239L207 238H205V237H202V235L201 234H199V235H196V236H194L193 237V239L192 240H190V241H188V242H181V243H177V244H175V245H171L170 243H168V244H163L162 245V248L164 249V254L158 259V264H229L227 261V259H226V256L225 255H223V254H221V249L223 248L222 247V245H221V242H223L224 240H223V238L221 237V236H218V234L217 233H214ZM212 236V235H211ZM217 236V237H216ZM222 240V241H221ZM239 243H241L242 244V240H239ZM244 244V243H243ZM247 244V243H246ZM163 246H165V247H163ZM247 246H248V244H247ZM254 247V246H253ZM249 248H250V246H249ZM256 248V247H255ZM251 249V248H250ZM256 255L258 256V250L256 251ZM257 256H254L253 255V257H257ZM2 258H4V259H6V257H2ZM253 259V258H252ZM1 262V261H0ZM7 264H17L16 262H15V259H14V261L13 260H10V261H8V263ZM253 264H257V263H255V262H253Z\"/></svg>", "mask_w": 264, "mask_h": 264}]
</instances>
